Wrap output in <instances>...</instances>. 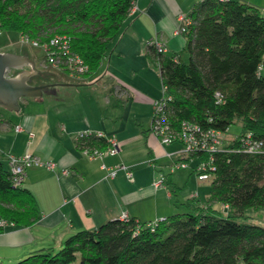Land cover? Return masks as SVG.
Returning <instances> with one entry per match:
<instances>
[{"label":"trees","instance_id":"1","mask_svg":"<svg viewBox=\"0 0 264 264\" xmlns=\"http://www.w3.org/2000/svg\"><path fill=\"white\" fill-rule=\"evenodd\" d=\"M131 2L0 0V31L39 40L70 36L71 50L87 65L86 75L112 51ZM188 17L187 61L148 46L161 92L164 86L171 96L165 106L170 125L177 130L187 121L220 133V149L191 154L213 162L205 179L210 186L205 205L154 225L134 217L107 220L68 235L56 251H34L11 264H264V225L246 220V209L264 208V145L249 152L240 144L246 135L264 144V15L241 0H201ZM232 121L243 130L228 139L224 133ZM21 185H13L0 159V216L29 225L38 210Z\"/></svg>","mask_w":264,"mask_h":264},{"label":"crops","instance_id":"2","mask_svg":"<svg viewBox=\"0 0 264 264\" xmlns=\"http://www.w3.org/2000/svg\"><path fill=\"white\" fill-rule=\"evenodd\" d=\"M198 1L135 0V9L128 13L125 28L102 59L100 70L76 83L62 84L63 93L71 97L53 92L49 97H26L19 100L16 112L0 111V159L6 168L7 154H33L57 164L54 170L44 166L26 170L21 186L33 195L38 217L29 225L9 222L0 228V264H11L38 250L56 251L68 235L96 228L122 211L148 222L205 205L210 192L205 180H198L190 168L169 170L180 143L162 145L150 130L153 101L162 92L146 44L154 39L164 46L165 56L183 59L186 34L175 30L181 14L188 16ZM241 1L264 15V0ZM33 74L30 82L42 83L32 80L45 75L38 69ZM16 124L22 130L16 132ZM84 129L115 137L119 152L83 155V147L103 144L100 139L76 140L75 134ZM153 158L152 164L149 159ZM119 162L129 167L130 180L122 170L106 177L102 164L108 167ZM63 167L68 169L64 175L60 173ZM161 173L167 174L166 187L153 186Z\"/></svg>","mask_w":264,"mask_h":264},{"label":"built area","instance_id":"3","mask_svg":"<svg viewBox=\"0 0 264 264\" xmlns=\"http://www.w3.org/2000/svg\"><path fill=\"white\" fill-rule=\"evenodd\" d=\"M132 5L130 11L135 9V0H132ZM190 20L187 15L181 14L179 17V27L176 28L175 33L184 32L186 26L189 24ZM19 41L22 43L27 42L32 46H37L43 52L42 63L50 64L55 66L57 69L67 73L70 78L74 80H81L85 75L87 70V65L85 61L73 50H71V39L70 36L66 34H54L46 40H39L37 38L32 39L27 34H19ZM147 46L152 45L156 48L157 52L163 51L164 46L158 44L154 39H148L146 42ZM43 63V65H44ZM162 96L153 101V110L151 113V132L158 137L159 142L164 144H170L175 141L180 143L181 149H179L176 158L172 160L169 165V170L171 172L176 171L177 169H192L193 173L196 175V178L199 180H205L210 178L213 168L212 159H195L191 157L192 152L202 150V151H215L220 149V133L215 131L212 128L204 130L199 124H193L187 121L180 123L181 127L175 129L168 120L167 115L165 114L166 102L171 100V96L165 92V87H162ZM14 130H22L20 124L14 126ZM29 137L33 136L31 131L28 132ZM76 140H85L91 137L103 138L106 141V146L101 148H91L83 147V155L88 157H102L103 155H115L119 152V145L115 137L104 136L101 131H92L90 129H84V131H79L75 134ZM242 149L254 152L262 151L264 144L258 139H252L250 135L242 136L241 143ZM7 161L9 166L10 175L13 180L14 186H19L23 183L25 178L26 170L30 166H44L49 170H54L57 167L54 161L39 158L33 154L25 155H14L7 154ZM170 155V153H167ZM150 163H154V158L149 159ZM102 167L106 169V177H115L118 174V171L122 170L125 172L127 178L130 180L132 177V172L129 167L123 163L119 162L114 166H106L102 164ZM68 169L63 167L60 170L62 175L66 174ZM166 177L167 174L161 173L160 176L154 179L153 186L155 187H166ZM195 196V195H194ZM120 220H129L131 217L127 212L122 211V213L117 217ZM163 218V217H162ZM159 218V219H162ZM158 219L155 221H149L148 224L154 225ZM7 223L0 216V228L4 227Z\"/></svg>","mask_w":264,"mask_h":264},{"label":"rangeland","instance_id":"4","mask_svg":"<svg viewBox=\"0 0 264 264\" xmlns=\"http://www.w3.org/2000/svg\"><path fill=\"white\" fill-rule=\"evenodd\" d=\"M2 50L11 51V52L15 51V52L27 53L28 56L33 61V63H35V67L45 75L44 78H40V79L37 78L36 80H32L33 83L42 82L43 84H48V86L43 89L41 95L38 97H49V94H52V92L55 94V96L56 95L61 96L62 94V96L64 97H71V95L67 93H63L62 88L65 86H62V84L63 83H70V84L76 83V81L73 78H69L65 74H62L61 70L57 69L55 66H52L50 64L46 65V63L44 62H43L44 63L43 65L42 63L43 52L41 51V49L38 48L37 46L35 47L32 46L30 43H27V42L22 43L21 41H19L18 33H16L15 31H12V32L5 31V30L0 31V51ZM181 60L187 61L188 60L187 55L183 57V59ZM29 68L30 66L26 65L23 68V70L25 69L29 70ZM98 70L100 69L97 68L96 70H94L91 73V75H93V73H95V71L97 72ZM160 91H161V88H160ZM0 111L16 112V111H12V110L2 108V107H0ZM242 130L243 128L241 127L238 121H232L231 125L228 127V129L226 130L224 134L226 138L230 139L233 136L239 135L242 132ZM205 182L209 184L208 180H205ZM246 214L248 216L246 218L247 221L264 225V208L263 207H259L257 208V210L253 208H248L246 209Z\"/></svg>","mask_w":264,"mask_h":264},{"label":"water","instance_id":"5","mask_svg":"<svg viewBox=\"0 0 264 264\" xmlns=\"http://www.w3.org/2000/svg\"><path fill=\"white\" fill-rule=\"evenodd\" d=\"M26 65H29L32 71L23 70ZM9 71L13 73L9 74ZM33 73H37V69L27 53L0 52V107L17 111L21 98H37L41 95L48 84H32L30 78Z\"/></svg>","mask_w":264,"mask_h":264}]
</instances>
